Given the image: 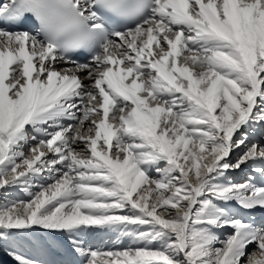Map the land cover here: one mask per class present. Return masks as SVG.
<instances>
[{"label":"snow or ice","instance_id":"1","mask_svg":"<svg viewBox=\"0 0 264 264\" xmlns=\"http://www.w3.org/2000/svg\"><path fill=\"white\" fill-rule=\"evenodd\" d=\"M73 6L111 49L41 50L0 19V250L16 264H42L22 249L80 264L264 253V217L239 211L264 210V0H133L137 22L111 32L93 0ZM96 230L130 243L93 247Z\"/></svg>","mask_w":264,"mask_h":264},{"label":"clouds","instance_id":"2","mask_svg":"<svg viewBox=\"0 0 264 264\" xmlns=\"http://www.w3.org/2000/svg\"><path fill=\"white\" fill-rule=\"evenodd\" d=\"M133 0H93L103 28L111 32L117 24H134L136 19L123 14V9ZM75 0H14L11 7L22 8L25 15H31L36 23L39 48L51 46L57 53L66 56L84 51L103 54L105 48L111 49L112 42L103 37L99 28H93L92 21L80 15L73 5ZM2 19V18H0ZM14 22V21H5ZM264 258V253L255 250L248 264Z\"/></svg>","mask_w":264,"mask_h":264},{"label":"bare ground","instance_id":"3","mask_svg":"<svg viewBox=\"0 0 264 264\" xmlns=\"http://www.w3.org/2000/svg\"><path fill=\"white\" fill-rule=\"evenodd\" d=\"M233 155H235V153H233ZM248 172V169H244L243 171H240V170H237L235 172H230L229 175L234 177L236 180H243L246 178V173ZM155 174V173H153ZM16 192V194L20 197V198H23V197H26L22 192H19L18 190H13ZM26 199V198H25ZM233 207L237 208V205H235V203L233 202ZM255 212H257V215H259V217H257L258 221L260 219V217H264V210H261V209H256L254 210ZM241 214V213H240ZM249 214V213H248ZM252 215V214H251ZM230 228H226V229H223V230H220L219 231V234L221 235H225V233L227 232H230ZM103 239V238H102ZM125 246H127L130 241L128 239H122L119 244L118 247H122L123 244H125ZM251 245H249L248 247V251H251L252 249L250 248ZM25 250L24 251V254L26 256H29L30 258H33V259H39L40 261H42V264H58L55 262V258L54 256L48 252L46 254H39V253H33L31 251H28L27 249H23ZM258 250V249H257ZM7 260L11 263V264H16V262L13 260V258L11 256L7 257ZM57 260H59V264H68L67 262H65L63 259H62V256H59V258H57ZM76 264H80L79 260L76 262Z\"/></svg>","mask_w":264,"mask_h":264},{"label":"rangeland","instance_id":"4","mask_svg":"<svg viewBox=\"0 0 264 264\" xmlns=\"http://www.w3.org/2000/svg\"><path fill=\"white\" fill-rule=\"evenodd\" d=\"M24 199L26 198V197H23ZM231 230V229H230ZM40 231H42V230H40ZM220 235V237L221 238H223L224 236L223 235H221V234H219ZM103 238V239H102ZM100 241H104V237L102 236L101 238H100ZM95 245V244H94ZM123 247H125V245H123ZM256 246H255V244H252L251 246H250V248L251 249H253V248H255ZM22 251H23V249H22ZM24 252V251H23ZM7 257H9V255L8 254H6L4 251H2V250H0V264H11L8 260H7Z\"/></svg>","mask_w":264,"mask_h":264}]
</instances>
